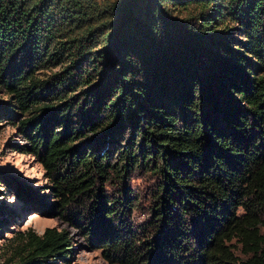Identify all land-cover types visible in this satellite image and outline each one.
Wrapping results in <instances>:
<instances>
[{
    "label": "trees",
    "instance_id": "trees-1",
    "mask_svg": "<svg viewBox=\"0 0 264 264\" xmlns=\"http://www.w3.org/2000/svg\"><path fill=\"white\" fill-rule=\"evenodd\" d=\"M0 86L109 262L264 264V0H0ZM137 171L157 176L156 237L126 218ZM20 235L12 264L74 251L64 229Z\"/></svg>",
    "mask_w": 264,
    "mask_h": 264
},
{
    "label": "rangeland",
    "instance_id": "rangeland-1",
    "mask_svg": "<svg viewBox=\"0 0 264 264\" xmlns=\"http://www.w3.org/2000/svg\"><path fill=\"white\" fill-rule=\"evenodd\" d=\"M10 101L9 94L0 86V205L4 208V213H0V264H12L15 248L21 241L20 233L33 230L43 234L48 227L67 230L74 245L69 260H59L55 264H115L105 258L102 249L94 246L104 228L97 216L92 219L90 226H93L92 230L96 234L87 237L68 217L60 215L59 198L55 197L51 188L53 184L42 164L34 153L20 149V146L28 143L20 126L18 127L24 117L17 110L14 114L7 113L6 106ZM130 131V128L124 130V138L129 137ZM110 145L111 143L104 148ZM156 182L157 176H150L142 171L131 176L129 184L139 205L126 217L132 228L140 229L146 236L152 237L158 234L151 213ZM105 187L108 193L113 194L118 186L117 183L110 182ZM19 189H23L27 195L21 198L17 192ZM238 255L243 256L241 253ZM158 257L156 254L150 264H157ZM174 263L176 262L172 264Z\"/></svg>",
    "mask_w": 264,
    "mask_h": 264
}]
</instances>
